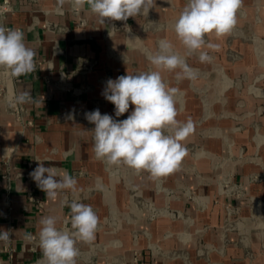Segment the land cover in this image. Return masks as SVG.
Segmentation results:
<instances>
[{"label": "rangeland", "instance_id": "374dc122", "mask_svg": "<svg viewBox=\"0 0 264 264\" xmlns=\"http://www.w3.org/2000/svg\"><path fill=\"white\" fill-rule=\"evenodd\" d=\"M186 3L155 0L135 25L103 23L121 46L108 45V55L126 74L151 70L158 41L172 42L196 79L162 76L180 90L177 119L195 127L188 155L167 177L105 165L122 193L105 198L95 241L78 245L80 264H264V0H243L231 34L207 37L219 50L203 49L212 57L205 63L199 52L187 55L173 30ZM104 191L117 190L83 201Z\"/></svg>", "mask_w": 264, "mask_h": 264}, {"label": "crops", "instance_id": "0c3cea01", "mask_svg": "<svg viewBox=\"0 0 264 264\" xmlns=\"http://www.w3.org/2000/svg\"><path fill=\"white\" fill-rule=\"evenodd\" d=\"M12 6L5 25L24 33L26 45L36 53V70L19 78L0 74V231L10 234L8 243L0 241V262L29 264L42 257L37 235L40 219L55 216L62 226L69 218L65 196L86 203L83 199L91 191L117 190L104 191L103 196L94 192L89 198L88 204L102 222L107 214L105 198L112 202L114 194L121 195L120 180L108 176L106 163L94 157L89 131L94 125L85 114L99 109L101 114L123 120L134 106L130 104L128 113L115 117V106L102 95L107 80L125 75L126 70L108 55L112 44L121 52L119 40L106 38L103 23L87 4L73 10L66 2L63 14L55 11L57 0H13ZM126 22L135 25L140 18L129 17ZM81 60L89 63L85 71L79 70ZM6 89L16 96L29 94L23 102L24 127L7 112ZM37 160L75 176L78 190L61 192L55 200L46 198L29 175L38 166ZM29 235L36 241L28 243Z\"/></svg>", "mask_w": 264, "mask_h": 264}, {"label": "clouds", "instance_id": "9594fccd", "mask_svg": "<svg viewBox=\"0 0 264 264\" xmlns=\"http://www.w3.org/2000/svg\"><path fill=\"white\" fill-rule=\"evenodd\" d=\"M66 2L73 10L87 4L100 23L126 22L129 17L147 16L155 6V0H57L55 11L58 14H63ZM242 5L243 0H187L173 25L187 55L199 52L201 63L210 62L212 57L203 49L219 50V45L207 37L219 39L231 34ZM35 55L34 49L26 45L20 29L0 25V69L10 77L27 75L36 70ZM148 60L153 66L151 70L127 73L106 82L102 95L115 106V117L128 113L130 104L134 105L126 119H114L109 114H101L99 109L86 113L85 117L94 125L89 131L97 160L110 167L126 166L138 173L145 171L158 180L179 169L188 155L184 142L195 127L191 118L177 119L176 96L180 90L166 83L162 72L174 73L177 80H194L196 70L167 39L158 41L156 51L148 56ZM28 96L22 92L15 101L23 103ZM68 118L72 119L71 115ZM37 161L38 166L29 175L46 198L55 200L61 192L78 190L75 176L45 167L43 161ZM63 204L70 213L62 226H58L57 218L51 215L39 221L37 235L42 259L38 264H77L78 244H91L96 239L100 220L93 207L78 199L69 200L67 196ZM9 236L8 231H0V241L8 243Z\"/></svg>", "mask_w": 264, "mask_h": 264}, {"label": "built area", "instance_id": "2783aa9c", "mask_svg": "<svg viewBox=\"0 0 264 264\" xmlns=\"http://www.w3.org/2000/svg\"><path fill=\"white\" fill-rule=\"evenodd\" d=\"M13 0H0V25L4 26L5 28H9L8 26L5 25V20L8 16V14L13 12ZM89 68V63L81 60L79 62V70L80 71H85ZM0 74L3 76H8L4 70L0 69ZM17 96L15 94L9 93V91L6 89L4 92V100L6 103V107H7V112L13 116L15 122H17L21 127L25 126V108L23 103H17L15 101V98ZM9 231L13 230V226H9ZM30 237H33L34 239H30ZM10 238V237H9ZM36 241L35 236L33 235H29L27 237V242L28 243H33ZM4 250L6 252H11L12 250L8 249L6 247H4ZM0 254H1V250H0ZM41 258H37L35 260H33L32 262H30L29 264H38L39 261H41ZM1 264V262H0Z\"/></svg>", "mask_w": 264, "mask_h": 264}]
</instances>
